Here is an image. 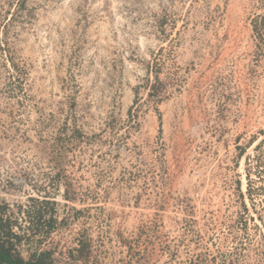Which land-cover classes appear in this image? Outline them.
Masks as SVG:
<instances>
[{
	"label": "rangeland",
	"instance_id": "374dc122",
	"mask_svg": "<svg viewBox=\"0 0 264 264\" xmlns=\"http://www.w3.org/2000/svg\"><path fill=\"white\" fill-rule=\"evenodd\" d=\"M0 217L24 261L264 264V0H0Z\"/></svg>",
	"mask_w": 264,
	"mask_h": 264
},
{
	"label": "trees",
	"instance_id": "16d2710c",
	"mask_svg": "<svg viewBox=\"0 0 264 264\" xmlns=\"http://www.w3.org/2000/svg\"><path fill=\"white\" fill-rule=\"evenodd\" d=\"M17 239L18 235L12 232L11 221L9 219L3 220V217H0V264H47L45 261L46 253L28 261H24L15 254Z\"/></svg>",
	"mask_w": 264,
	"mask_h": 264
},
{
	"label": "bare ground",
	"instance_id": "6f19581e",
	"mask_svg": "<svg viewBox=\"0 0 264 264\" xmlns=\"http://www.w3.org/2000/svg\"><path fill=\"white\" fill-rule=\"evenodd\" d=\"M255 143H257V141ZM242 191H245V180L244 179L242 180Z\"/></svg>",
	"mask_w": 264,
	"mask_h": 264
}]
</instances>
